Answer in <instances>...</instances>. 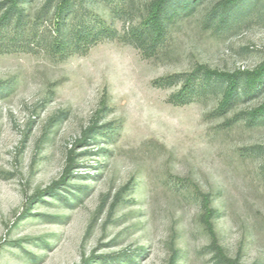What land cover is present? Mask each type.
Listing matches in <instances>:
<instances>
[{
    "label": "rangeland",
    "instance_id": "rangeland-1",
    "mask_svg": "<svg viewBox=\"0 0 264 264\" xmlns=\"http://www.w3.org/2000/svg\"><path fill=\"white\" fill-rule=\"evenodd\" d=\"M62 1L0 0V264H264V82L182 92L264 63V0Z\"/></svg>",
    "mask_w": 264,
    "mask_h": 264
},
{
    "label": "trees",
    "instance_id": "trees-1",
    "mask_svg": "<svg viewBox=\"0 0 264 264\" xmlns=\"http://www.w3.org/2000/svg\"><path fill=\"white\" fill-rule=\"evenodd\" d=\"M15 1V0H13ZM70 0H63L62 1V7L64 8ZM169 0H157L156 3H154L151 6V10L149 12L148 17V27L150 30V33L154 35L153 40H158L161 38L164 34L165 30V11L166 6ZM240 0H225L224 4H233ZM188 6H184V8H187ZM63 10V9H61ZM62 13H60V16ZM203 75V77L206 80H212L213 78H219L226 82V86L223 93V99H222V106L225 107L227 105H230L241 93L247 92L248 93L255 92L257 90V87L264 82V63L258 66L254 70H245V71H234V72H227V71H221V70H214L210 68H203L198 67L196 68L191 74H186V84L183 87V91L189 90L192 85V80L195 76ZM245 84V86H243ZM181 99L183 96H179ZM264 114V104L256 108L252 111L251 116L253 118H258L261 115ZM211 213V212H210Z\"/></svg>",
    "mask_w": 264,
    "mask_h": 264
}]
</instances>
